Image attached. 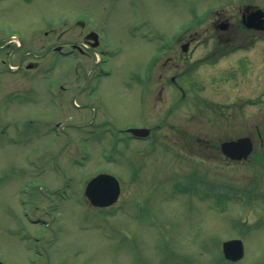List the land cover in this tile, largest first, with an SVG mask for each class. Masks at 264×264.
Here are the masks:
<instances>
[{"label":"rangeland","instance_id":"374dc122","mask_svg":"<svg viewBox=\"0 0 264 264\" xmlns=\"http://www.w3.org/2000/svg\"><path fill=\"white\" fill-rule=\"evenodd\" d=\"M242 1L39 0L43 39L50 22L59 41L74 39L75 20L89 17L102 33L104 51H40L38 67L25 75H10L16 63L10 54L30 57L26 47L0 40L1 262L264 264V164L231 167L217 149L197 161V134L215 141L245 131L236 105L231 116L202 113V94L224 101L232 80L223 76L224 88L202 86L197 96V80L203 85L211 77L189 61L181 66L186 90L181 99L170 85L165 100L157 102L151 83L153 64L183 27L197 25L199 17L189 23L193 16L229 12ZM3 8L0 1V30H28ZM13 8L24 13L20 1ZM201 20L202 26L210 21ZM250 54L249 70L242 67L243 82L234 84L233 92L254 95L247 111L254 126L264 119V37ZM156 124L148 139L127 132ZM255 138L259 145L261 137L255 133ZM99 172L114 174L122 186L117 203L103 209L84 194ZM234 237L243 239L245 256L226 262L221 242Z\"/></svg>","mask_w":264,"mask_h":264},{"label":"flooded vegetation","instance_id":"af4514ba","mask_svg":"<svg viewBox=\"0 0 264 264\" xmlns=\"http://www.w3.org/2000/svg\"><path fill=\"white\" fill-rule=\"evenodd\" d=\"M0 1L4 3L3 9L5 16L12 19L20 18L24 23H26L25 26L26 28H28V30L26 29L27 31L23 33L19 31L17 32H19L21 40L19 46L21 49L22 47H26L23 52L29 56H38V52H40L41 50H44L48 53L52 50L56 51L58 45L64 46L67 44L69 46H77L78 49L82 50L85 53H95L98 51H103V45H101L102 33L96 29L93 19H90L89 17L81 20L76 19L75 23L77 28H79V35L74 34L76 35L74 39L65 40V42H61L64 44H59L56 33L54 35L55 28L53 27V23L51 22V25H49L48 27V31L45 32V35L48 38L45 37V39H43L41 37L42 34L39 24L41 23L40 11L42 7L39 0ZM15 1L21 2L23 7L22 12H24L23 14L15 13V10L13 8V5H15ZM8 11H12L13 14L8 15ZM190 11L192 14H197V7L191 8ZM262 11L264 18V4H261V2H250L249 0H243L237 7H233L229 12L221 9L211 10L210 13L202 11L200 16H193L195 23L197 22V19L199 17L197 25L195 27L189 26L179 32V34L174 38L172 46L166 48L164 50V54L153 64L154 68L151 70V75H153L151 83H153V85H156L158 93L156 99L158 100H163L162 95L164 91H169L170 85L178 89H183L182 83L184 82L183 80H180V78H182L184 74L182 72L183 70H181L183 69L181 66L184 67L186 62L189 61L192 63L197 62V70L202 69L200 72H205V77H211L210 80L208 82H204L203 85L202 83L200 84L197 80V96L202 94L201 90L199 89L200 87L202 89V86L203 88H208L209 86H213L217 89L224 88L222 87L223 76L225 79L228 77L229 80H232L231 93L225 98L224 101H217V99H212L205 93L202 94L203 96H205L202 98L204 102V108L205 111L208 109L209 111H212V113H215L219 110L221 114H228L231 116V113L235 111L234 106L236 105L237 110H240L241 113H243L242 115L245 117V131L241 136H249L252 139L253 152L248 159L233 161L223 155L221 151V142L224 140L214 141L208 139L207 135L197 134L198 159L206 160V158L208 157V155H206V152H208L209 150L217 149L223 155L224 162L227 165H232L235 163L243 167H249L250 164L255 163V161H257L260 166L264 164V150H258L257 147L260 146V149L264 148V119H259L254 123V126L248 120L250 117V115L247 113L248 106L253 100L252 96L254 97V95L246 92L242 94L243 96L239 97V95H237V92H233L234 84L238 85L239 83L243 82V78L241 76L243 70L242 67L248 69L251 57L254 58V55L250 54L251 49L255 47L257 43L264 37V30L249 27L248 25L249 19H251L254 24H258L261 19L259 14L262 13ZM249 16L253 17L250 18ZM208 17L210 20L208 25L202 26L201 24L205 20L202 21L201 19ZM81 22H83V24H81ZM66 23L67 21H65L64 24ZM1 25L2 24H0V26ZM17 29H13L9 32L0 30V40H6L9 36V33H15ZM42 40H44V42H42ZM208 44H210L209 47H207ZM230 57H232L231 61ZM210 58L212 61L208 60ZM223 61L226 62L227 65L224 64ZM24 63V59H20L16 65L19 69L25 67L28 68L29 64L32 68L37 66L36 63L33 62L29 64ZM225 65L226 68L224 67ZM190 67L191 66H188V68ZM231 67H233V69ZM174 69L176 70V72H173ZM226 69L230 70L228 72V75L225 73ZM239 72L240 75L238 76ZM254 72L255 71H249L251 77H254ZM201 73L199 74L200 76L202 75ZM218 73H220L221 75ZM230 84L226 83L225 85L229 86ZM232 92L234 94H232ZM261 96L264 101V82L262 83ZM218 104L223 105L220 106ZM239 105H241V107H238ZM205 111L202 110V113L205 114ZM262 116H264V114H261V117ZM201 117L202 115L198 113V118L200 119ZM250 125H252V128H250ZM255 133H257V135L261 137L259 145H257Z\"/></svg>","mask_w":264,"mask_h":264},{"label":"water","instance_id":"95a60500","mask_svg":"<svg viewBox=\"0 0 264 264\" xmlns=\"http://www.w3.org/2000/svg\"><path fill=\"white\" fill-rule=\"evenodd\" d=\"M262 19L260 24L250 22V25L262 27ZM136 136H147L150 133V128H130ZM224 153L234 159H241L247 156L252 150V142L248 137H241L237 140L225 141L222 143ZM120 193V183L118 179L109 173H100L93 177L87 187L86 195L91 203L97 206H107L114 203ZM223 251L228 259L238 260L244 255V245L241 239H230L223 243ZM0 264H3L0 262Z\"/></svg>","mask_w":264,"mask_h":264}]
</instances>
